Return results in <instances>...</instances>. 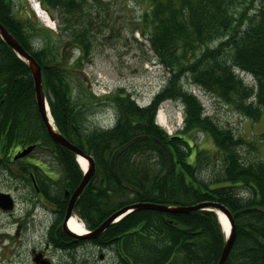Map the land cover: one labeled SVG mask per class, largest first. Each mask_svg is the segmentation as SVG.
I'll use <instances>...</instances> for the list:
<instances>
[{
  "label": "trees",
  "instance_id": "trees-1",
  "mask_svg": "<svg viewBox=\"0 0 264 264\" xmlns=\"http://www.w3.org/2000/svg\"><path fill=\"white\" fill-rule=\"evenodd\" d=\"M87 1L39 0L53 20L57 13L65 19L69 42L64 43L81 49V58L90 53L91 23L87 20L77 28ZM144 1L149 8L140 20L141 33L169 70L168 86L146 107L123 89L102 99L91 94V99L113 106L117 120L111 129H86V110L93 103L74 96L76 85L83 84L76 75L81 60L69 65L59 52L55 55L53 50L34 47L38 21L19 18L14 0H0V24L42 68L44 92L57 130L94 161L95 173L76 202V215L89 231H95L127 206L152 203L187 208L217 202L229 210L235 224V242L225 264H264V159L247 160L246 140L207 115L203 103L181 82L190 76L194 85L245 118L262 119L264 0ZM236 69L251 75L254 83H246ZM34 88L28 63L0 37V162H9L16 150L27 145L42 150L52 143L65 175L62 189L74 191L84 174L75 154L48 136ZM166 100H178L184 106L180 133L169 135L156 123ZM199 133L213 141L214 156L191 143ZM141 136L147 138L117 158V173L126 185L122 186L112 175L111 158ZM163 145L172 158L169 168ZM211 166L213 176H202ZM102 240L114 245L116 264H218L227 243L213 211L173 214L141 209L109 226L95 241Z\"/></svg>",
  "mask_w": 264,
  "mask_h": 264
},
{
  "label": "rangeland",
  "instance_id": "rangeland-1",
  "mask_svg": "<svg viewBox=\"0 0 264 264\" xmlns=\"http://www.w3.org/2000/svg\"><path fill=\"white\" fill-rule=\"evenodd\" d=\"M100 1L98 4L94 0H88L79 18L81 23L77 24V28H81V24L87 20L92 28L88 35L90 53L81 58L83 53L81 49L73 43L70 45L64 43L69 42V31H66V25H64L66 21L62 16L55 14L56 20L53 21L55 28L51 29L35 16L29 0H14L16 14L19 18H31L38 21L36 26L38 32L32 38L34 47H43L50 52L53 50L55 55L59 52L61 60L68 61L69 65L78 59L81 60V63L76 65L78 71L76 75L81 78L83 84L76 85L74 96L75 98L80 95L87 97L88 102L93 103L92 107L86 110V129L110 126L113 122L111 116L115 115L113 106L105 105L102 100L91 99V94L102 99L103 96L112 95L117 90L123 89L132 95L139 106H146L150 105L156 96L168 86L170 77L169 70L158 61L155 53L152 52L149 40L141 33L140 20H142L144 11L149 8V4L144 0ZM250 1L253 0H248V3ZM253 10L252 6L248 11L252 14ZM218 43H212L211 47L217 46ZM236 73L246 83H254L251 75L238 69ZM189 77H183L181 81L183 87L197 96L203 103L206 114L212 116L221 127L233 130L237 136L246 140L248 145L243 151L245 150L247 160L264 159V141L262 140L264 115L257 122L248 117L245 118L223 101L194 85ZM156 123L169 135L180 133L184 127L183 104L178 100H166L161 103L156 114ZM55 127L57 130L56 124ZM191 143L203 150H208L212 156L216 154L213 141L203 133H199ZM15 154L16 151L13 155ZM35 154L38 157L45 156L39 151ZM35 154L32 156L33 159H35ZM189 160L193 162L194 156ZM75 161L77 163L76 158ZM213 174L211 166L202 176L209 179ZM107 264L114 263L108 262Z\"/></svg>",
  "mask_w": 264,
  "mask_h": 264
},
{
  "label": "flooded vegetation",
  "instance_id": "flooded-vegetation-1",
  "mask_svg": "<svg viewBox=\"0 0 264 264\" xmlns=\"http://www.w3.org/2000/svg\"><path fill=\"white\" fill-rule=\"evenodd\" d=\"M50 145L42 150L35 145L24 158L12 155L8 163L0 162V264L115 263L114 245L96 242L103 233L79 238L66 227L75 190L62 189L65 175ZM37 151L45 156L38 157Z\"/></svg>",
  "mask_w": 264,
  "mask_h": 264
},
{
  "label": "water",
  "instance_id": "water-1",
  "mask_svg": "<svg viewBox=\"0 0 264 264\" xmlns=\"http://www.w3.org/2000/svg\"><path fill=\"white\" fill-rule=\"evenodd\" d=\"M0 37L1 39L18 55L19 58L23 59L26 63H28L31 72H32V77L34 80V86H35V96H36V103L38 107V113L39 116L45 126V129L47 131V134L51 137V139L58 144L59 146L63 147L64 149H67L68 151L72 152L75 154L77 157L80 156L84 159L87 160L89 168L87 172H84V177L83 180L80 181L79 186L76 188L74 191L71 201H70V206H69V211L66 217V227L68 228V224L70 220L74 217V214H72L73 207L76 204L75 202L78 201L79 197L83 193L82 191L85 190L87 185L90 183L94 173H95V166H94V161L92 160V157L85 155L80 148L78 149L77 146L72 144L67 138H65L62 134L56 130V127L52 125V121L50 120V114H49V104L47 102L45 92H44V87H43V79H42V68L41 66L32 58V56L24 49L22 46L17 42L15 38L8 32L6 28H3V26L0 24ZM147 137L146 136H141L134 138L131 140L129 143L126 145L122 146L120 149L116 151L114 154L113 158H111V171L112 175L114 176V180L117 181L118 184L122 186H126L123 182L122 179H120L117 169H116V164H117V158L124 152L126 151L129 147H131L134 143L138 141L145 140ZM156 142L159 143L158 140ZM164 150L168 154L169 158V163H168V168L172 164V158L170 155L169 150L167 149L166 146L163 145ZM35 149V146H30L28 148H25L15 155L14 159H21L29 155L33 150ZM168 169H166L163 173L165 175L167 173ZM155 210L160 211V212H166V213H173V214H188L191 212H195L198 210H206V211H213L216 213H223L226 215V217L229 220L230 223V233L227 236V243L223 249L221 259L218 264H225L228 255L231 251V247L233 246L235 242V224L233 221V217L231 216V213L229 210L222 204L217 203V202H203L200 204H197L195 206H189V207H176V208H170V207H165L163 205H156V204H136L133 206H127L124 209L119 210L115 214H113L108 220L103 222V224L93 231L92 233H89L87 235L88 237H98L101 233H104V231L111 226L113 223H116L119 219L127 216L128 214L134 212V210ZM222 224V223H221ZM69 229V228H68ZM70 230V229H69ZM71 231V230H70ZM85 236L79 237V238H84Z\"/></svg>",
  "mask_w": 264,
  "mask_h": 264
},
{
  "label": "bare ground",
  "instance_id": "bare-ground-1",
  "mask_svg": "<svg viewBox=\"0 0 264 264\" xmlns=\"http://www.w3.org/2000/svg\"><path fill=\"white\" fill-rule=\"evenodd\" d=\"M34 10L37 12V14L39 16V19L45 24V26H47V27H49L51 29H54L55 28V23L53 21H51L49 15L47 14V12L41 6L39 7V5H34ZM49 114H50V120L52 121V125L55 127V124H54L55 121L53 119V116L51 115L52 113H51L50 107H49ZM77 163H78L79 167L81 168V171L82 172H87L88 171L89 165H88V162H87L86 159L78 156L77 157ZM144 204H152V203H144ZM170 208H176V207H170ZM198 211H206V210H198ZM216 214L218 216L219 223L220 224L222 223L221 224V227H222V229H223V231L225 233V236L228 235L230 233V223H229L228 218L226 217V215H224L221 212L216 213ZM123 218L119 219L118 221H121ZM68 228L71 230V232H73L75 235H77L79 237L85 236L88 233V230L84 227L83 223H81L75 217L70 220V222L68 224ZM226 239H227V236H226ZM233 246H234V244H233ZM230 253H231V251H230ZM230 253H229V255H230ZM229 255H228V257H229ZM114 264H116V262Z\"/></svg>",
  "mask_w": 264,
  "mask_h": 264
},
{
  "label": "built area",
  "instance_id": "built-area-1",
  "mask_svg": "<svg viewBox=\"0 0 264 264\" xmlns=\"http://www.w3.org/2000/svg\"><path fill=\"white\" fill-rule=\"evenodd\" d=\"M34 2V0H32Z\"/></svg>",
  "mask_w": 264,
  "mask_h": 264
}]
</instances>
